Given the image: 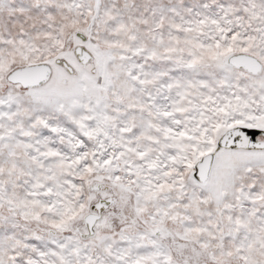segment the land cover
Segmentation results:
<instances>
[{"label": "snow or ice", "instance_id": "1", "mask_svg": "<svg viewBox=\"0 0 264 264\" xmlns=\"http://www.w3.org/2000/svg\"><path fill=\"white\" fill-rule=\"evenodd\" d=\"M0 264H264V0H0Z\"/></svg>", "mask_w": 264, "mask_h": 264}]
</instances>
